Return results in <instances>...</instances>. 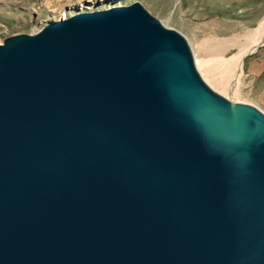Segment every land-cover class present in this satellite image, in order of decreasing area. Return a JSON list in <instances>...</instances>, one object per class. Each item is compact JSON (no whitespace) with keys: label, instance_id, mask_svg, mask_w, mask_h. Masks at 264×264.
<instances>
[{"label":"water","instance_id":"95a60500","mask_svg":"<svg viewBox=\"0 0 264 264\" xmlns=\"http://www.w3.org/2000/svg\"><path fill=\"white\" fill-rule=\"evenodd\" d=\"M187 41L137 1L0 44V264H264V111Z\"/></svg>","mask_w":264,"mask_h":264},{"label":"rangeland","instance_id":"374dc122","mask_svg":"<svg viewBox=\"0 0 264 264\" xmlns=\"http://www.w3.org/2000/svg\"><path fill=\"white\" fill-rule=\"evenodd\" d=\"M137 1L187 38L197 69L211 88L233 102L264 111V45L244 57L242 68L233 61L257 37L264 23V0H0V44L76 12ZM204 62L214 75L202 67Z\"/></svg>","mask_w":264,"mask_h":264},{"label":"bare ground","instance_id":"6f19581e","mask_svg":"<svg viewBox=\"0 0 264 264\" xmlns=\"http://www.w3.org/2000/svg\"><path fill=\"white\" fill-rule=\"evenodd\" d=\"M256 32H257V37H255L252 43L249 44L248 47L244 48L237 56L233 57V61L237 64L239 69L242 68L245 59L244 57L254 53L260 46L264 45V23L260 26V28ZM202 67H205V70H207L209 74L213 73V70H210V66L208 62H204Z\"/></svg>","mask_w":264,"mask_h":264}]
</instances>
